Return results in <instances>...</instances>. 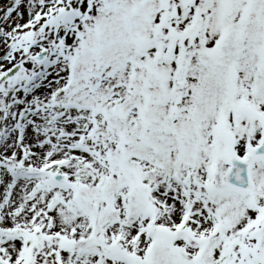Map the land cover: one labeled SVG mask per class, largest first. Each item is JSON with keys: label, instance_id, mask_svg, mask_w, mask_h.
<instances>
[{"label": "snow or ice", "instance_id": "1", "mask_svg": "<svg viewBox=\"0 0 264 264\" xmlns=\"http://www.w3.org/2000/svg\"><path fill=\"white\" fill-rule=\"evenodd\" d=\"M0 264H264V0L0 4Z\"/></svg>", "mask_w": 264, "mask_h": 264}, {"label": "bare ground", "instance_id": "2", "mask_svg": "<svg viewBox=\"0 0 264 264\" xmlns=\"http://www.w3.org/2000/svg\"><path fill=\"white\" fill-rule=\"evenodd\" d=\"M7 2V0H0V4Z\"/></svg>", "mask_w": 264, "mask_h": 264}]
</instances>
